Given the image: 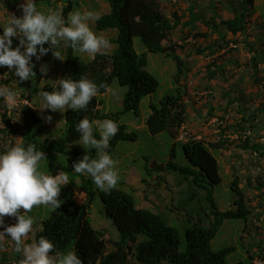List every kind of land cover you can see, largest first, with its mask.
Masks as SVG:
<instances>
[{
    "label": "rangeland",
    "instance_id": "obj_1",
    "mask_svg": "<svg viewBox=\"0 0 264 264\" xmlns=\"http://www.w3.org/2000/svg\"><path fill=\"white\" fill-rule=\"evenodd\" d=\"M254 1V7L251 8L249 6L250 10L248 12L250 13V17L248 19L247 34L240 35L237 38L238 44L235 45L234 43L231 46L233 49H229L226 46L223 49H227L228 52L223 51V49L220 52L217 44L225 45L226 41L234 40V37L230 33H227L221 22L232 18L236 9L241 10L243 0H162V8L166 16L172 19L173 23L175 21L173 14H177L181 22H188L190 20L189 10L191 4H194L197 14L205 16L206 21L215 17L211 28H208L201 21L198 22L199 24L197 23V29L181 27L184 32L208 34L207 38L200 37L196 40V44L193 41L191 43H184L182 46L185 48L177 50V54L188 64V69L183 76L177 75V61L171 57H166L164 53L148 52L141 38L134 37V48L139 55H146L148 59L146 69L158 80L159 88L156 92L142 100L139 116L128 113L121 117V123L128 127L129 132L136 131L138 133V139L136 141H121L115 149L111 151L107 150L111 158L117 162L115 169L118 172V182L115 189L132 195L135 200H138V208L149 209L156 214H160L168 224L174 226L180 235L181 251L186 250V231L191 226L186 217V212L194 210L189 205L196 204L197 208L201 205L200 202H192V204L186 205L187 203H185L186 201L183 200V197L186 196V193L189 196L195 194L205 196L206 192L202 191L201 188H189L188 185H179L176 175H167V171H149L153 162L164 166L170 162V155L174 145H176V158L173 162L182 166L189 165L183 151L184 143L176 141L168 132L154 136L148 131L146 121L151 114L149 105L150 103L160 105L164 97L168 95L177 97V86L181 85L182 90L185 91L183 102L186 101L188 106L190 136L196 137V139L206 144L219 142V136L223 133L222 129L226 127L228 128L227 131L230 132L226 133V135H232L233 128L241 123L243 116L240 111L244 110V113L248 115L254 110L262 109L264 104V0ZM24 2L25 0H0V35L3 34L2 27L7 23L10 15H15L17 18L22 17L23 12L20 4ZM35 3L39 11L45 13L49 9L59 11L65 20H67L69 13L73 11H80L81 13L91 11L99 16V18L110 13V6L107 0H35ZM70 3H72L71 8H69ZM96 20L88 21L94 33L105 38L117 37L118 33L116 30L98 31ZM212 28H217L218 31L212 30ZM219 32H224L227 34V37L225 36L222 39L218 34ZM184 36V33L178 32L174 34L173 38L175 42L180 44V40ZM245 40L253 47H251L253 53H251ZM45 45L49 46L48 43ZM110 45V48L103 50V54L110 55L117 49V45L111 43ZM201 46L204 48L212 47L211 50L215 52V55L210 56L208 54L211 50L206 55H198L196 49ZM55 50L60 51L65 60L61 61L55 58L51 50L39 60L35 56L31 58V63L34 65L33 71L36 75L37 71L41 72V67H43L42 71L44 73L41 81L36 79V75L31 77L29 86L25 84L26 81H3V77H7L9 74L7 70L3 71L0 85L7 86L11 90H19L20 93H23V90H27V93L30 95L31 110L22 107L21 113L14 112L13 119L17 124L9 132H0V141L5 136H17L15 144L18 143V136H34L41 142L46 139L64 138L66 136V115L69 111H77L79 109L72 110L65 108L55 112L50 109L41 110L43 101L39 93L42 90L48 91L50 87L58 86L57 80L66 77L65 61L69 52L81 57L85 62L91 61L93 57L87 53H81L78 50H73L71 47L63 45ZM254 54H257L260 58L259 65L257 69L250 68L249 70L246 66L250 64L251 57ZM213 60H216L217 64L220 65L227 64L228 71L224 77H220L213 82H208L204 79L206 66ZM225 78H227L226 81H224ZM21 85H24V88L19 89ZM197 86H211L213 94H209V98L202 97L198 101V96H194V92H198L195 89ZM126 92L127 88L121 86L115 80L106 93L98 96L100 100V113L109 115L121 111ZM206 92H211V90L206 91L202 89L199 91V93H205V96H207ZM235 92L241 94V101H235L230 106V109L226 110L228 102L235 99ZM223 93H228V96L224 97ZM5 105L6 103L3 98L0 97V119L2 118L1 111H3L2 109H4ZM209 110L212 112L211 116L209 115ZM207 113L208 115L204 118ZM48 116L52 117L51 122L47 121L46 118ZM214 116L216 119L219 118V120L214 126H211L209 125V121L215 119ZM258 118L256 120V128L251 131L249 139L253 144L261 143L264 147V122L262 121V115H258ZM2 124L3 122H1ZM3 130L5 131V128L0 129V131ZM93 134L95 137L98 136V138L96 137L97 139L100 138L99 129L96 127L95 122L93 123ZM0 145L2 144L0 143ZM88 150H93L94 155L92 158H96V150L92 148L85 149L81 145L80 140L68 144L63 153L54 151L44 152L46 159L40 161L39 170L49 175L58 174L60 171L68 173L70 182L67 185L61 186V193L58 198L60 204L63 203L70 193H74L75 200L78 203H83L85 194L80 189L81 181L82 179L92 181V189L96 195L90 209V219L93 227L110 241L108 249H112L115 242L121 239L112 220L108 219L105 215V204L99 194L101 190L97 188L90 175L74 173V168L70 162L78 153ZM211 151L219 159L222 177L221 183L215 185L213 188V196L218 208L223 212L236 208L237 194L232 188V182L237 178L240 181L242 192L244 193V201L250 213L248 221L247 219L226 220L211 244V248L214 251L232 246L235 247L236 251L228 256L227 261L228 264H237L240 261L248 260L246 242L250 241V243L256 242L264 245V156L257 153L256 157L254 156L255 151L244 149L241 144H236V142L227 144L225 148ZM3 152L0 149V154ZM159 176H166L164 177L165 180H162L163 185L158 189L149 188L147 185L151 184V186H155ZM258 188L261 190H258ZM182 201V210L172 209L174 204ZM56 209L58 208L41 205L34 207L30 213L26 214L34 219L33 229L29 234L27 243L35 240L37 233L43 228V222ZM208 210L210 211V207ZM21 212L23 213V210ZM13 218L16 219L15 217ZM256 251L259 252L260 250ZM4 257L10 258L9 260L11 261L15 260L14 257L22 259V255L14 251V242L11 239L4 241L3 247H0V259Z\"/></svg>",
    "mask_w": 264,
    "mask_h": 264
},
{
    "label": "trees",
    "instance_id": "obj_2",
    "mask_svg": "<svg viewBox=\"0 0 264 264\" xmlns=\"http://www.w3.org/2000/svg\"><path fill=\"white\" fill-rule=\"evenodd\" d=\"M107 1L110 6V13L96 20V28L98 31L116 30L117 37L106 39L109 43L117 45V49L110 55L96 54L89 62H85L81 57L69 52L65 61L66 77H71L74 80H79L82 76L87 77L98 86L97 96L92 99L86 109L67 113L66 136L64 138L46 139L41 142L34 136H24L22 143L24 147H27L28 144H35L38 151L63 153L68 144L80 140V134L76 131V126L84 117H87L93 123L97 120L110 119L117 124L119 131L114 137L110 138L109 151L115 149L121 141H136L138 133L136 131L129 132L128 127L121 123V117L128 113L139 116L142 100L156 92L159 88V82L146 69L148 66L146 55H139L136 52L134 37L141 38L148 52L164 53L166 57H171L177 61V75L183 76L188 69V64L177 54V50H183L185 47L182 44L184 45L189 38L196 44V40L200 37L207 38L208 34L184 32L181 27L197 29V23L201 21L208 28H211L212 22L215 21V17L206 21L203 14H197L194 4L190 6V20L188 22H181L180 17L173 14L175 19L173 23L162 8V0ZM254 5V0H243L242 9H236L232 18L221 22L227 33L234 37V40L226 41L225 39V45L217 44L220 49L229 46V43L238 44L237 38L240 35L247 34L248 19L250 17L249 6L253 8ZM71 7L72 3H70L69 8ZM212 30L218 31L217 28H212ZM178 32L185 34L180 40L181 44L175 42L173 38L174 34ZM218 34L222 39L225 36L227 37L224 32ZM246 44L253 53V47L250 43L246 42ZM44 47L48 48L49 46L45 45ZM211 49L212 47L204 48L201 46L196 51L198 55H206ZM213 54L211 50L209 55ZM259 61L260 58L257 54H254L247 68L249 70L250 68L257 69ZM0 68L6 70V67ZM226 72V65L217 64V61L213 60L206 66L204 79L213 82L220 77H224L223 75ZM42 78L43 73L37 71L36 79L41 81ZM115 80L121 86L127 88L123 99V108L115 114H101L98 96L106 93ZM25 84L29 86L30 81H26ZM101 84L107 85V88L99 87ZM19 87L24 88V85ZM57 87H50L48 91H52ZM195 89L198 92L202 89L211 90L210 93H213L211 86H197ZM177 90V97L168 95L164 97L160 105L150 103L151 114L146 121L150 134L157 136L163 132H168L176 140L179 136L180 127L183 123H187L189 119L188 106L182 102L185 91L182 90L181 85L177 87ZM226 94L223 93V96H228V93ZM235 96L233 101L228 102L226 110L230 109L235 101H241V94L235 92ZM211 113L210 110V115ZM240 113L243 116L241 123L233 128V133L239 134L241 132L245 135L248 131H252L256 128L258 115H262V121L264 122V104L262 109L254 110L248 115L244 113V110ZM5 126L6 130L11 128L10 120H5ZM227 129V127L222 129L223 133L220 135L219 142L214 144H206L203 141L193 139L184 143L183 151L189 162L188 166L173 162L176 158V145H174L170 155L171 160L162 171H167V175H176L179 185H188L189 188H201L202 191L206 192L205 196L200 194L189 196L186 193V196L183 197V200L187 203L186 205L192 204V202L201 203L198 208L196 204L189 205L194 210L186 212V217L191 226L186 231L187 244L185 251L180 250V235L174 226L168 224L160 214H156L149 209L138 208V200H135L132 195L115 188L110 190L109 193L99 192L105 204V215L112 220L121 239L115 242L114 248L108 249L110 241L93 227L90 219V209L96 194L92 189V181L85 179H82L80 186V189L85 193L84 202L78 203L75 200L74 193H70L61 203L60 208L53 211L51 216L43 222V228L37 233L35 240H38L41 236L49 239L55 246V250L51 255H55L57 251L64 253L67 250H74L82 264H228L227 258L236 251V248L232 246L214 251L211 248L212 241L217 237L226 220L247 219L248 221L250 213L244 201L240 181L237 178L232 182V188L237 194L235 209L221 211L213 196V188L221 183L222 177L219 159L213 155L211 150L225 148L227 144L232 143L230 139L225 138L226 133H230ZM96 137L98 138V136ZM246 139L241 144L244 149H251L264 156V147L261 143L253 144L249 138ZM86 154L92 158L94 151L88 150L78 153L70 161L72 166ZM149 171L158 172L152 169H149ZM164 177L159 176L155 186H151V184L147 186L151 189H158L163 185L162 180H165ZM258 190L261 189L258 188ZM182 206L183 201L174 204L172 209L182 210ZM209 207L210 211L208 210ZM246 244L248 260L240 261L237 264H255L257 258L264 262V245L256 242L250 243V241ZM258 249L259 252L256 251Z\"/></svg>",
    "mask_w": 264,
    "mask_h": 264
},
{
    "label": "clouds",
    "instance_id": "obj_3",
    "mask_svg": "<svg viewBox=\"0 0 264 264\" xmlns=\"http://www.w3.org/2000/svg\"><path fill=\"white\" fill-rule=\"evenodd\" d=\"M20 8L23 12L22 17L17 18L15 15H10L7 23L2 27L3 34L0 35V67H6L8 72L15 70L14 73L9 72L7 77H3L4 81H29L36 75L33 71L34 65L31 63V58L35 56L39 60L50 50L55 58L61 61L65 60L61 52L55 50L61 45L71 47L81 53H87L93 58L98 53L103 54V50L111 46L104 36H98L90 28L88 21L99 19V16L91 11L70 12L65 20L59 11L52 9H49L47 13L39 11L35 0H25L20 4ZM191 41L193 40L189 38L185 43H191ZM46 43L49 44L48 48L44 47ZM233 44L229 43L228 48L233 49L231 47ZM223 51L228 52L227 49H223ZM213 53L211 56L215 55V52ZM225 65L228 68V65ZM42 69L43 67L40 71L44 73ZM0 71L3 74L4 70ZM14 74L18 78L14 77ZM57 85L58 87L52 91L42 90L39 93L43 101L41 110L50 109L55 112L65 108L86 109L99 91L98 86L84 76L79 80H74L71 77L61 78L57 80ZM99 87L107 88V85L101 84ZM23 93L0 85V97L6 103L1 118L2 126L4 125L2 129L5 128V131V120H10L11 128L8 131H11L17 124L13 119L14 112L21 113L22 107L31 110L30 95L27 90H23ZM209 94L213 93L206 92L207 96H205V93L194 92V96H198V101L202 97L209 98ZM207 115L208 113L204 118ZM46 119L51 122L52 117L48 116ZM214 120H216L215 123L212 122ZM218 120L219 118L211 119L209 125L214 126ZM183 124L190 126L188 121ZM95 125L99 129V139L94 136L93 122L87 117L82 118L76 126V131L80 134L81 145L85 149H95L97 156L90 158L87 154L84 155L74 163V173L90 175L98 189L109 193L117 185L118 172L115 169L117 162L111 158L107 150L110 146V138L114 137L119 129L117 124L110 119L97 120ZM190 135L189 129L186 141H179L178 137L176 141L187 143L190 138L198 140ZM250 135L251 131L245 135L239 132V134L233 133L230 136L225 135V138L230 139L232 143L242 144ZM1 140L0 149L4 152L0 154V247H3L4 241L11 239L14 242V251L21 254L22 259L14 257L15 260L11 261L10 258L4 257L0 259V264H82L74 250L64 253L57 251L54 256L51 255L55 246L46 237L41 236L31 243L26 242L34 224V219L26 214L30 213L34 207L41 205L60 208L61 204L58 198L61 186L70 182L68 173L60 171L56 175H49L39 170L40 161L46 159V156L44 152L36 149L35 144H28L27 147H24L23 141L15 144L14 137L8 136ZM257 155L256 152L254 156L257 157ZM260 263L264 264L257 258L255 264Z\"/></svg>",
    "mask_w": 264,
    "mask_h": 264
},
{
    "label": "built area",
    "instance_id": "obj_4",
    "mask_svg": "<svg viewBox=\"0 0 264 264\" xmlns=\"http://www.w3.org/2000/svg\"><path fill=\"white\" fill-rule=\"evenodd\" d=\"M8 69V68H7ZM9 70V69H8ZM9 72H12V73H14L15 72V70L13 69V70H9ZM14 77H16L15 76V74H14ZM16 78H18V77H16ZM18 98V97H17ZM213 123H215L216 122V120H214V121H212ZM189 129H190V126L188 125V124H182V126L180 127V130H179V136H178V140L179 141H186V139H187V137L189 136ZM244 139H245V137H244ZM13 264H16V263H13ZM261 264V263H260Z\"/></svg>",
    "mask_w": 264,
    "mask_h": 264
},
{
    "label": "crops",
    "instance_id": "obj_5",
    "mask_svg": "<svg viewBox=\"0 0 264 264\" xmlns=\"http://www.w3.org/2000/svg\"><path fill=\"white\" fill-rule=\"evenodd\" d=\"M3 77V74L1 73V71H0V79ZM3 81H4V78H3ZM3 110V109H2ZM1 112H3V111H1ZM3 128V126L1 125V119H0V129H2ZM0 132H9L8 130H6V131H0ZM13 134V133H12ZM8 137H14V141L16 142V137L17 136H8ZM23 138H24V136H18V143H22V141H23Z\"/></svg>",
    "mask_w": 264,
    "mask_h": 264
},
{
    "label": "water",
    "instance_id": "obj_6",
    "mask_svg": "<svg viewBox=\"0 0 264 264\" xmlns=\"http://www.w3.org/2000/svg\"><path fill=\"white\" fill-rule=\"evenodd\" d=\"M164 168H165L164 165H158L156 162H153V164L151 165V169L155 170V171H158V172L163 171Z\"/></svg>",
    "mask_w": 264,
    "mask_h": 264
}]
</instances>
